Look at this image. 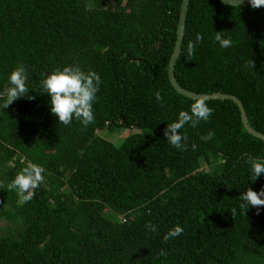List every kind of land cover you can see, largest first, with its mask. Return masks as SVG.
<instances>
[{"label":"trees","instance_id":"trees-1","mask_svg":"<svg viewBox=\"0 0 264 264\" xmlns=\"http://www.w3.org/2000/svg\"><path fill=\"white\" fill-rule=\"evenodd\" d=\"M180 2L0 0V92L25 65L34 97L7 109L0 99V181L28 163L45 169L26 203L0 189V264H264V207L244 214L239 199L264 190V174L255 180L245 162L264 159V142L244 130L236 104L207 100L210 119L181 130L187 150L164 136L195 101L167 78ZM197 34L203 41L189 56ZM77 64L101 85L94 121L65 126L41 82ZM173 74L186 91L235 96L264 135V7L189 0ZM121 130L129 133L118 145L99 134ZM176 225L183 233L165 242Z\"/></svg>","mask_w":264,"mask_h":264},{"label":"clouds","instance_id":"clouds-1","mask_svg":"<svg viewBox=\"0 0 264 264\" xmlns=\"http://www.w3.org/2000/svg\"><path fill=\"white\" fill-rule=\"evenodd\" d=\"M241 3H243V0H233L231 6L238 7ZM250 5L254 9L262 8L264 7V0H250ZM223 33L215 32V40L219 42L222 48H229L233 42L230 38H224ZM202 41L203 36L201 34L196 35L195 42L189 41L187 47L189 56H194L196 44ZM27 80V67L25 65H17L9 76L10 86L5 87L4 91L0 92V99H3L2 107L4 109H7L21 97L34 99V97L28 96ZM41 83L45 93L51 97V112L59 118V123L68 126L72 123L74 117L80 120L84 126H88L94 121L93 105L97 102V93L101 85V77L95 71L85 72L79 64L67 66L62 70H54ZM154 95L157 102L163 106L161 92L157 91ZM213 114L214 109L208 106L207 99L204 96L196 97L194 103L191 104L190 113L181 111L178 120L167 125L164 130L167 142L178 150H187L186 141L188 137L186 134H181V130L189 123L191 127L195 128L201 121L207 122ZM214 136L215 133L210 131L206 136H202L201 139L210 141ZM192 148L195 150L196 145L193 144ZM245 162L251 165L255 180L264 174V159L247 156ZM44 171L45 169L42 166L28 163L11 183L5 185L3 181H0V189L6 187L8 191L16 190L19 197L18 203H26L33 198V190L43 182ZM239 199L244 202L240 204V208L245 210V214L249 205L256 208L264 207V190L256 192L249 187ZM231 213L234 218L236 209H231ZM146 228L152 232L157 231V226L150 222L146 225ZM182 233L183 228L176 225L165 234L164 241L167 242L172 238L179 237ZM160 255H165V253L161 251Z\"/></svg>","mask_w":264,"mask_h":264},{"label":"water","instance_id":"water-1","mask_svg":"<svg viewBox=\"0 0 264 264\" xmlns=\"http://www.w3.org/2000/svg\"><path fill=\"white\" fill-rule=\"evenodd\" d=\"M188 1L189 0H181L180 6H179V14H178V20H177V25H176L174 45H173V49H172V52L170 54L168 64H167V78H168L170 85L178 94L186 98L192 99V100H195V98L198 96H204L207 100H214V99L231 100L232 102L236 104L238 108L240 122L244 130L251 136L264 142V135L254 131L253 129L249 127L242 104L235 96L229 95V94H223V93H210V94L193 93V92L186 91L177 85L174 79L173 69H174V64L176 62V59L178 58L179 51H180ZM218 1L225 5H229V6H231V3L233 2V0H218ZM248 4H250V0H243V3L239 4V6H245Z\"/></svg>","mask_w":264,"mask_h":264},{"label":"rangeland","instance_id":"rangeland-1","mask_svg":"<svg viewBox=\"0 0 264 264\" xmlns=\"http://www.w3.org/2000/svg\"><path fill=\"white\" fill-rule=\"evenodd\" d=\"M128 133H129L128 130H121V131H116V132H114L113 134H109V135H108V134L106 135V133H105L104 131H102V132L100 131L99 134H100V136H102V137L106 136L107 139H108L110 142H112V143L118 145L119 142H120L121 140H123L125 136L128 135Z\"/></svg>","mask_w":264,"mask_h":264}]
</instances>
